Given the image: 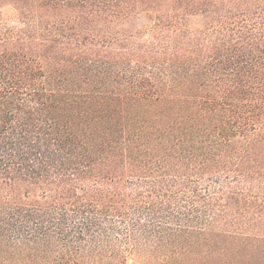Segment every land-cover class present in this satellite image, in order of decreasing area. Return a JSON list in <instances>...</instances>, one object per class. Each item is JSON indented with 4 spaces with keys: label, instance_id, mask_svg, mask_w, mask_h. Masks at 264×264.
Masks as SVG:
<instances>
[{
    "label": "trees",
    "instance_id": "trees-1",
    "mask_svg": "<svg viewBox=\"0 0 264 264\" xmlns=\"http://www.w3.org/2000/svg\"><path fill=\"white\" fill-rule=\"evenodd\" d=\"M6 6L0 264H264V0Z\"/></svg>",
    "mask_w": 264,
    "mask_h": 264
},
{
    "label": "rangeland",
    "instance_id": "rangeland-1",
    "mask_svg": "<svg viewBox=\"0 0 264 264\" xmlns=\"http://www.w3.org/2000/svg\"><path fill=\"white\" fill-rule=\"evenodd\" d=\"M19 13L13 6H6L0 10V23L8 28L17 25ZM156 15L154 12H142L138 17V28L142 31H148L155 24ZM132 261L129 260V263Z\"/></svg>",
    "mask_w": 264,
    "mask_h": 264
}]
</instances>
